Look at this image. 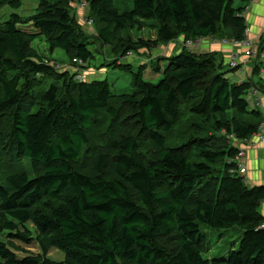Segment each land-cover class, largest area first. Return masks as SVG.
<instances>
[{
	"label": "trees",
	"instance_id": "trees-1",
	"mask_svg": "<svg viewBox=\"0 0 264 264\" xmlns=\"http://www.w3.org/2000/svg\"><path fill=\"white\" fill-rule=\"evenodd\" d=\"M23 1L0 0L11 11L0 21V164H28L0 178V235L28 243L30 223L40 252L18 256L0 241V264H264V186L247 188L232 161L236 143L261 128L245 97L264 93L261 79L232 83L214 54L182 47L144 57L162 75L157 84L143 79L144 66L112 61L133 87L115 95L106 80H79L31 47L40 37L67 66L86 69L94 43L120 58L178 38L238 43L245 6L132 0L119 13L113 0H33V14L21 16ZM75 7L86 10L84 24ZM136 25L155 39L131 38ZM202 227L240 229L237 248L204 258ZM51 249L62 259L50 258Z\"/></svg>",
	"mask_w": 264,
	"mask_h": 264
},
{
	"label": "rangeland",
	"instance_id": "rangeland-1",
	"mask_svg": "<svg viewBox=\"0 0 264 264\" xmlns=\"http://www.w3.org/2000/svg\"><path fill=\"white\" fill-rule=\"evenodd\" d=\"M35 4L36 2L33 0H24L22 9L19 10L18 13L21 16H28L30 14H33L36 8ZM113 4L119 13L131 11L132 9V0H113ZM77 12H78V15L76 14L78 17L77 20H79L81 24H84L86 20L85 19L86 16L84 15L79 16L81 13H79V10ZM10 13L11 11H8L6 8L0 10V21H4ZM143 22H145V24L152 23L146 21ZM26 30H30V27H25V31ZM83 30L87 34H91V36L95 34L94 25L93 28L83 25ZM128 33L130 34L131 38H133L134 40L142 39L145 42L153 41L155 39V34H156V32L147 25H143V27L141 28H139L138 25H136L135 27L129 29ZM31 47L39 55L48 59H52L53 61L56 62V64L62 66V68L68 67L70 73H73V71L77 72L81 80H84L86 82L106 80L110 85L111 93L115 95L129 93L133 91V87L131 85L130 74L111 67L110 63H112V61L119 60L121 64H130L132 67V71H136V68L139 66H144L146 70L143 73V79L152 84H157L162 78V75L155 73L154 70L150 68L148 62L145 61L144 57L150 56L154 58L157 56H161L164 50H165L164 55L167 54L168 52L167 46L165 44L154 48L140 49L139 53L134 52L131 53L129 56L120 58L117 57L116 54L111 53V47L109 46L99 47L98 44L94 43L89 47L90 50L93 52V57H94L93 61L88 64V67L86 69H80L77 67L67 66L69 63L67 62L68 60L62 51L56 49L52 53H49L47 51V45L40 37H37L33 41ZM115 47H116V43L113 44V48ZM245 97H247L248 108H254V104H256V102L254 101V96H252V93L250 95L247 94ZM259 131L260 133H262L261 128ZM26 162H27L26 160H23V162H13L11 164L1 163L0 178L3 179L6 175L11 173L28 171V164ZM24 228H27L32 236V240H29L28 243H23L20 241L13 240L6 233L0 235V241L3 243L11 242L14 248H16L13 249V251L18 256H24L27 254L35 255L40 252L34 241L36 235L35 230L30 223H27ZM20 230L23 231L24 229L20 228ZM202 230L203 233L206 235V245H207L206 250L208 251H206L203 254V257L206 259L225 258L227 252L230 249L235 250L238 246V242L241 235L239 231L240 229L237 228L230 229L223 234H221L219 231H215L207 227H202ZM48 256L56 260L62 259L61 253L55 249H51L48 253Z\"/></svg>",
	"mask_w": 264,
	"mask_h": 264
},
{
	"label": "crops",
	"instance_id": "crops-1",
	"mask_svg": "<svg viewBox=\"0 0 264 264\" xmlns=\"http://www.w3.org/2000/svg\"><path fill=\"white\" fill-rule=\"evenodd\" d=\"M232 2L235 8L245 6L243 15L247 27L246 39L251 42V47L259 46L260 52H264V0H232ZM75 10L77 15L79 10V13H81L79 16H85L86 10L80 7H76ZM182 43V38L169 42L166 45L168 52L166 51L167 54L165 55L177 54L182 49ZM191 51L197 54H214L217 62H221L223 65L224 71H229L225 76L232 83L239 84L249 79L254 81L261 79L264 82V72L261 69L260 60L257 61L260 64L259 76H253V68L256 66V62H254V58L248 55L249 49L241 44L206 38L200 45L194 46ZM164 53L165 50L162 55ZM263 60L264 58H261V61ZM231 61L237 64L236 70L230 69L229 63ZM257 99L259 105L254 104V108H249V110L256 109L260 111L263 118L262 133L259 131L249 139L236 143L237 147L244 153L242 164L246 169L244 184L247 188L264 186V93H259ZM259 212L264 218V201L259 207Z\"/></svg>",
	"mask_w": 264,
	"mask_h": 264
},
{
	"label": "built area",
	"instance_id": "built-area-1",
	"mask_svg": "<svg viewBox=\"0 0 264 264\" xmlns=\"http://www.w3.org/2000/svg\"><path fill=\"white\" fill-rule=\"evenodd\" d=\"M251 1V0H250ZM253 1V0H252ZM86 24L87 25H91V21L90 20H87L86 21ZM204 40V38H198L196 40H187L186 42H183L182 43V47H186L188 49H192L194 46H198L202 43V41ZM235 44H241L243 47H247L249 49L248 51V55L251 57V58H254V62L257 63V61L260 60L261 62V69L262 71L264 72V60L261 61V58H264V52H260V47L259 46H253L251 47V42L248 40V39H244L242 42H233ZM131 53H128L127 56H129ZM76 63H81L79 60H74ZM229 67L231 69H235L237 68V64L233 61H231L229 63ZM79 80H81V78L78 76L77 77ZM253 95L255 96L254 97V100L256 102V105L258 106L259 105V102H258V95H257V92L256 91H253ZM244 156V153L243 151H239L238 154L234 157V159L232 160L234 163H236L237 165V173L239 174V176H241L242 180H243V183H245V178H244V174L246 172V169L244 167V165L242 164V158ZM262 227H264V225H262Z\"/></svg>",
	"mask_w": 264,
	"mask_h": 264
}]
</instances>
